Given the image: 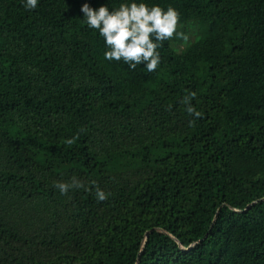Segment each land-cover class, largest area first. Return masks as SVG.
<instances>
[{"label": "trees", "instance_id": "obj_1", "mask_svg": "<svg viewBox=\"0 0 264 264\" xmlns=\"http://www.w3.org/2000/svg\"><path fill=\"white\" fill-rule=\"evenodd\" d=\"M25 2L0 0V264H264V0H135L187 36L154 72L80 11L132 0Z\"/></svg>", "mask_w": 264, "mask_h": 264}, {"label": "clouds", "instance_id": "obj_2", "mask_svg": "<svg viewBox=\"0 0 264 264\" xmlns=\"http://www.w3.org/2000/svg\"><path fill=\"white\" fill-rule=\"evenodd\" d=\"M38 5V0H26L24 7L32 10ZM80 11L86 18L85 22L90 29L97 30L104 39L107 50L104 59L123 61L130 70H135L143 64L148 72H154L160 64L158 48L165 40L178 38L187 39L183 32H177L179 13L168 6L165 11L159 5L149 7L144 2L121 3L111 11L107 6L93 9L88 3L81 6ZM195 93H189L184 99L186 112L194 118H202V113L191 104ZM192 121H190V124ZM78 139V135L65 141L71 146ZM95 185V182H92ZM54 187L61 195H66L72 189L83 187V184L73 178L70 182H55ZM96 197L99 201L107 199L109 193L104 192L96 185Z\"/></svg>", "mask_w": 264, "mask_h": 264}, {"label": "water", "instance_id": "obj_3", "mask_svg": "<svg viewBox=\"0 0 264 264\" xmlns=\"http://www.w3.org/2000/svg\"><path fill=\"white\" fill-rule=\"evenodd\" d=\"M161 231H162V232H165V231L162 230V229H161ZM138 262H139V256L137 257V263H136V264H138Z\"/></svg>", "mask_w": 264, "mask_h": 264}]
</instances>
